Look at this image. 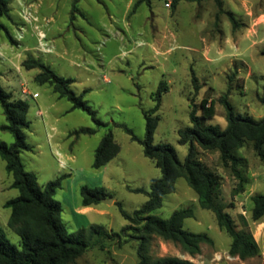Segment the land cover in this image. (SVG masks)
<instances>
[{"label": "rangeland", "instance_id": "1", "mask_svg": "<svg viewBox=\"0 0 264 264\" xmlns=\"http://www.w3.org/2000/svg\"><path fill=\"white\" fill-rule=\"evenodd\" d=\"M135 1L6 0L8 14L0 18L11 35L9 39L0 30V84L12 98L25 99L29 105L30 126L24 133L31 150L20 151L19 157L25 170L36 175L39 187L66 174L54 198L61 204L60 219L68 232L93 223L118 232L128 221L116 202L131 212L147 199L145 193L130 188L149 190L150 180L160 177L161 171L121 125L137 137L144 136V112L153 107L152 93L161 80L166 81L167 91L154 113L158 120L153 143L172 145L180 160L188 143L179 142L178 129L190 125L193 106L200 115L202 97L214 99V113L201 118L204 124L226 126L225 110L218 101L224 93L236 113L255 119L264 116V0H221L222 11L215 0H180L174 9L170 0H150L149 5L141 2L133 8ZM226 11L233 13L235 26ZM40 30L48 51L39 45ZM27 57L72 78L70 87L75 93L87 89L83 98L105 126H97L83 110L71 109V102L50 85L35 82L38 70L21 65ZM192 73L197 78L196 90ZM6 123L0 105V141L10 144L13 135L1 128ZM85 128L95 132L74 133ZM106 128L111 129L119 151L95 168L94 151ZM195 147L197 157L218 177V202L238 229L253 235L258 253L246 259L230 255L229 235L218 227L213 212L199 206L196 192L185 179L178 177L174 191L165 194L161 206L151 213L167 218L176 209L191 208L193 216L183 220V228L206 233L212 243H200V252L191 256L178 243L152 235L149 254L153 258L177 256L194 264H264V214L258 220L251 218V197L264 193V158L250 141L234 151L243 177L242 189L235 192L238 180L222 164L219 152ZM11 181L0 158V228L19 247V236L7 224L10 208L4 206L18 194ZM81 185L105 187L112 201L85 208ZM125 238L113 235L102 248L89 247L73 264H134L137 240Z\"/></svg>", "mask_w": 264, "mask_h": 264}, {"label": "trees", "instance_id": "2", "mask_svg": "<svg viewBox=\"0 0 264 264\" xmlns=\"http://www.w3.org/2000/svg\"><path fill=\"white\" fill-rule=\"evenodd\" d=\"M180 0H170L174 9ZM199 1V0H186ZM141 2L150 4V0H136L133 8ZM218 10L222 11L221 0H215ZM8 14L6 0H0V18ZM226 14L233 26L236 19L231 11ZM0 30L11 39L7 27L0 21ZM25 69L36 68L34 81L48 84L59 97L71 102V109H81L86 112L97 126L105 123L100 121L95 112L83 98L87 91L75 93L70 87L72 78L58 75L47 64L27 57L21 61ZM191 81L194 89L198 88L197 78L192 73ZM167 91V83L161 80L152 93L153 107L144 112L146 130L142 138L137 137L126 125H121L132 140L142 145L143 154L161 171V176L150 180L149 190L140 187L130 188L133 192H143L147 199L140 208L128 212L117 201L121 216L128 222L118 232H109L100 224H89L75 231L68 232L60 219L61 204L54 198V193L61 186L66 174H60L48 180L41 187L37 185L36 175L26 171L19 157L22 150H31L25 141L24 131L30 126L27 118L28 102L22 98H12V95L0 84V105L7 121L1 128L8 130L14 137L12 143L0 141V158L5 161V169L10 173V186L17 189L18 194L6 200L4 206L10 208L7 224L20 238V246H14L0 228V264H73L89 247H103L104 240L113 235H123L137 240L138 261L134 264H194L188 259L177 256H162L153 258L149 254V243L152 235L163 240L178 243L182 249L193 256L200 252V243H212V239L204 232L194 233L183 228V220L193 216L191 208L174 210L167 218H160L151 212L161 206L162 197L175 189V180L183 177L189 187L197 194L201 208L213 212L218 227L230 237L228 253L240 259L252 257L258 253V245L253 235L246 230L238 229L230 215L223 209L217 197L220 183L216 174L211 171L198 157L195 144L203 150H217L224 166H229L232 174L238 180L234 191L242 189L243 177L238 165L239 157L235 150L250 141L260 158H264V116L255 119L249 115L236 113L228 100L227 93L218 97L225 110L226 126L220 128L214 124H204L201 118L211 117L214 113V99L202 97L199 102L200 115L195 107L189 112L190 125L178 129L179 142L188 143L187 153L183 160L178 158L174 147L167 143H153V132L158 116L154 114L161 101L162 93ZM264 102V98L262 99ZM94 129L75 130L74 133L92 134ZM119 151V145L114 140L110 128H106L94 151L92 166L105 165ZM81 205L97 204L108 195L103 186L81 185L79 188ZM251 218L258 220L264 214V193L252 197Z\"/></svg>", "mask_w": 264, "mask_h": 264}, {"label": "built area", "instance_id": "3", "mask_svg": "<svg viewBox=\"0 0 264 264\" xmlns=\"http://www.w3.org/2000/svg\"><path fill=\"white\" fill-rule=\"evenodd\" d=\"M38 42H39V45L43 51L50 50L48 47H46L47 46V43H46L47 40L45 38V33L42 32L41 30L38 32ZM23 92H26V91L23 89Z\"/></svg>", "mask_w": 264, "mask_h": 264}, {"label": "water", "instance_id": "4", "mask_svg": "<svg viewBox=\"0 0 264 264\" xmlns=\"http://www.w3.org/2000/svg\"><path fill=\"white\" fill-rule=\"evenodd\" d=\"M102 202L110 203L112 201V198L110 197H105L101 199Z\"/></svg>", "mask_w": 264, "mask_h": 264}, {"label": "bare ground", "instance_id": "5", "mask_svg": "<svg viewBox=\"0 0 264 264\" xmlns=\"http://www.w3.org/2000/svg\"><path fill=\"white\" fill-rule=\"evenodd\" d=\"M56 154H58L61 157V154H59V153H56Z\"/></svg>", "mask_w": 264, "mask_h": 264}, {"label": "crops", "instance_id": "6", "mask_svg": "<svg viewBox=\"0 0 264 264\" xmlns=\"http://www.w3.org/2000/svg\"><path fill=\"white\" fill-rule=\"evenodd\" d=\"M86 207H89V206H85V208H86ZM241 263H243V262H241Z\"/></svg>", "mask_w": 264, "mask_h": 264}]
</instances>
